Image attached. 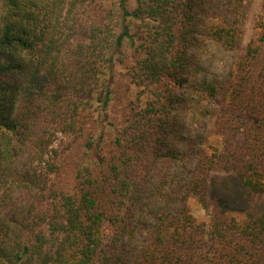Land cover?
Segmentation results:
<instances>
[{"label": "trees", "instance_id": "16d2710c", "mask_svg": "<svg viewBox=\"0 0 264 264\" xmlns=\"http://www.w3.org/2000/svg\"><path fill=\"white\" fill-rule=\"evenodd\" d=\"M128 1L0 0V264H264L207 182L264 195V0L244 46L247 0Z\"/></svg>", "mask_w": 264, "mask_h": 264}, {"label": "rangeland", "instance_id": "374dc122", "mask_svg": "<svg viewBox=\"0 0 264 264\" xmlns=\"http://www.w3.org/2000/svg\"><path fill=\"white\" fill-rule=\"evenodd\" d=\"M105 7L116 6L119 0H97ZM128 9L135 6L133 0L128 1ZM247 13L243 22V36L241 46L247 44L251 39L256 37V26L262 15V0H247ZM231 58L229 55L218 51L214 56L207 61L209 77L221 78L223 77L229 66ZM191 122V121H189ZM213 129L208 126L204 130H200L195 125L189 127V141L193 143L199 142L198 138L202 135V142L205 144L214 145L216 143V136H212ZM207 134V136H206ZM209 134L211 135L209 137ZM207 137V138H206ZM191 143V144H192ZM199 147V145H198ZM185 148V152L186 149ZM197 149V147L195 148ZM71 167H67L63 173L62 181L65 186H69L71 182ZM207 182L209 185L210 198L216 200L220 211L224 215L239 216L248 209H254L258 214L264 215V195H256L244 188L237 177L226 171H212L207 174ZM186 205L190 213L198 220L202 221L206 218V210H204L196 201V199L189 195L186 197Z\"/></svg>", "mask_w": 264, "mask_h": 264}]
</instances>
